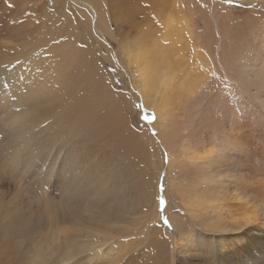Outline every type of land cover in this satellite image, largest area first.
Returning a JSON list of instances; mask_svg holds the SVG:
<instances>
[{
    "label": "bare ground",
    "instance_id": "obj_1",
    "mask_svg": "<svg viewBox=\"0 0 264 264\" xmlns=\"http://www.w3.org/2000/svg\"><path fill=\"white\" fill-rule=\"evenodd\" d=\"M68 1L90 20L95 34L113 38L103 22L102 0ZM135 1L123 3L128 8L147 4ZM187 5L188 15L198 16ZM170 11L176 13V7ZM202 11L204 26L191 24V42L162 33L165 37L150 44L146 54L140 49L142 54L130 55L133 89L128 92L117 89L107 73L104 61L114 63L111 54L80 48L81 39L70 29L57 36L60 43L46 47L43 41L1 53L0 46L2 86L14 74L20 86L35 75L34 104L16 107L19 119L11 132L29 135L35 129V151L27 141L18 146L35 154V165L52 183L44 188L52 201L46 202L45 216L29 221V231L37 234L30 249L33 264H76L80 252L43 248L38 239L45 236L46 230L38 229L44 221L59 223L70 215L92 238L84 249L88 264H131L137 253L161 249L165 236L173 239L175 258L169 264H264V31L256 39L237 40L229 6L204 0ZM40 17L35 13V22ZM258 20L262 26L263 16ZM170 22L168 34L181 26ZM205 37L212 40L204 42ZM125 48L120 42L116 53L122 57ZM138 96L157 116L153 123L147 116L149 123L141 128L132 121ZM161 176L166 192L158 193ZM158 194L166 198L162 213L171 226L160 223ZM128 202L138 208L141 228L134 238L123 239L120 226L114 235L107 224L127 213Z\"/></svg>",
    "mask_w": 264,
    "mask_h": 264
},
{
    "label": "rangeland",
    "instance_id": "obj_2",
    "mask_svg": "<svg viewBox=\"0 0 264 264\" xmlns=\"http://www.w3.org/2000/svg\"><path fill=\"white\" fill-rule=\"evenodd\" d=\"M123 1L124 0H102L103 5H107L103 10L104 15H107L104 17L103 22L106 23L112 31L113 38L111 39L108 35L102 37L97 33L95 34L92 31L90 20L81 18L75 4L68 0H9V2L14 5L12 9L7 8L4 4V0H0V46L3 50L1 53L8 51L16 53L31 45L35 46V43L39 44L43 41H45V47L49 46L51 43H54V41L58 40V35H62L65 33V30L70 29L71 35L79 37L81 39V44L86 45L85 48L89 50L92 49V51L95 52V48L98 47L103 50L102 54L105 55V57L111 54L114 63H110L106 60L104 61L108 75L111 77L112 82L116 84L117 89L121 90L125 88L127 92L131 91L133 86L130 82L131 78L128 71L134 70V68L128 60H131L132 57L138 54H142V52L146 54L148 46L157 39L159 40L165 37L163 34H167L166 37L172 38L175 35L176 38L174 37V39H181V42H191L190 39H194V32L191 31L193 28L192 25L196 27L193 29H199L204 26L201 20V17H203V7L201 5H204V0H147V4L151 5V8H145L144 5L141 8H128L130 2H132V5H135L136 1L128 0V4L123 3ZM214 1L218 4L229 6L224 4L223 0ZM187 3L192 4L191 9L194 10L193 13L198 12V16L191 17L190 14V16L188 15L190 10L188 12L187 9L190 8V6H188ZM174 5L177 14L175 11H170L173 9L175 10ZM237 5H242L243 7H237ZM41 8H44L43 14L38 12ZM229 8L230 15L236 19L238 18L236 22V19L230 22L233 25L234 37H237V40L256 39L255 36L258 37L262 30L264 31V0H234L233 5L229 6ZM114 9H116L115 14H113ZM35 13L41 16L38 24L35 22ZM153 16H155V19H153ZM161 16L163 20L160 19ZM262 16L263 23L262 26H259L258 19ZM167 17L169 20H166ZM158 18L161 24H159ZM180 18L182 21H180ZM188 19L194 20V23L190 20L188 21ZM203 19L206 20V18ZM184 20L187 21L188 25ZM135 21L137 23H135ZM168 22L172 23V25L180 24L182 27L178 25L179 28L177 30L175 29L168 34V27H166V24H169ZM95 23L97 24V21H95ZM23 24L29 25V28L25 32L19 29ZM165 27L166 30L164 31ZM145 29H147L148 32ZM139 30H141L142 33L139 32ZM187 31H190V36ZM144 32L147 33L145 34ZM137 35L140 36V38H137ZM155 35L157 37H155ZM144 36L148 38L144 39ZM209 39L211 41L212 37H205L204 42L207 41L209 43ZM141 40L147 41H143L144 44H142ZM196 40V42H198V39ZM100 41L101 43H99ZM128 41L129 44L125 43ZM120 42L127 45L122 57L116 53L119 52ZM192 43L195 45V48H198L197 50H199V52H204L198 43H195V41ZM143 48H145V50ZM140 49L142 52H140ZM131 54H133L132 57H130ZM125 56L128 58L126 59ZM127 67L131 69L127 70ZM120 75L122 79L119 78ZM8 85L10 88L6 87ZM34 101L35 75L31 83H26L24 79L22 86L19 85L15 74L12 75L3 86L0 84V264H33L30 258V249L32 248L33 242L37 243V234H31V231H29L30 217L40 219L43 218L47 212L46 202L49 199L44 194V188L50 187L52 183L49 182L47 175L40 172L41 167L35 165V154L30 156L28 153H25L24 147L18 146L20 142L27 141L30 142V147L35 151V129L30 132L29 135H27L26 132H11V129L16 126L15 122L19 119L16 117V107L20 109L26 108L28 105L34 104ZM133 106L134 112L132 121L141 128L143 124L146 123L147 116L150 120L152 119L151 113L153 112L144 109L142 100L139 96L133 100ZM142 114L143 120L140 119ZM33 115H35V113H33ZM31 148L29 149L32 150ZM54 192H56L59 197L61 196V190L59 188L54 189ZM49 202L50 204L52 203L50 200ZM131 205V202L127 203L128 209L124 216H113L107 224L109 227L108 231L112 232L114 235L117 234V227L120 226L124 232L123 239L129 237L134 238L138 229L141 228V215L139 214L138 208ZM164 218H166V215L161 212V216L159 217L161 224H165ZM72 220V215H70L68 219L59 223L44 221L38 229L41 231L46 230V233L45 236L39 237L38 239L42 241L43 248L59 245L61 252L68 249L80 252V256L75 260L76 264H88L84 249L90 245L92 238L85 230L78 229L77 226L72 223ZM165 226L168 227L169 224H165ZM66 231L70 232L69 236L66 234ZM101 231L105 232L103 229ZM117 237H119V235H117ZM172 243L173 239L165 236L164 246L161 249L153 252L141 251L131 260V264H169V262L175 258L171 255L170 246Z\"/></svg>",
    "mask_w": 264,
    "mask_h": 264
},
{
    "label": "snow or ice",
    "instance_id": "obj_3",
    "mask_svg": "<svg viewBox=\"0 0 264 264\" xmlns=\"http://www.w3.org/2000/svg\"><path fill=\"white\" fill-rule=\"evenodd\" d=\"M223 3L226 4V5H229V6H232L233 3H234V0H223ZM4 4L7 6V8L9 9H12L14 7V5L12 3L9 2V0H4ZM202 7H204V5H201ZM104 7H107V5H105ZM145 8H148V7H151V5L149 4H145L144 5ZM237 7H243L242 5H237ZM153 19H155V16H153ZM15 23V21H14ZM39 23V21H37V24ZM61 41L57 40V41H54V43H60ZM80 48H84L86 47L85 44H80L79 45ZM19 63V61L17 62ZM21 79H23V77H21ZM151 116H152V119L150 121V123H153L157 120V116L154 114V113H151ZM140 119L143 120V114L141 115ZM149 123V121H146ZM151 135L153 137H156L158 135L157 131L155 129H151ZM160 141H157V143H159ZM163 161L165 164H168L169 163V153L167 150H165L163 152ZM163 179L164 177L161 176L158 180V184H157V188H158V193H163V192H166V188H165V184L163 183ZM156 199L158 200V204H159V211L163 212L164 209H165V206H166V198L164 195H157ZM164 223L165 224H169V220L167 218H164Z\"/></svg>",
    "mask_w": 264,
    "mask_h": 264
}]
</instances>
